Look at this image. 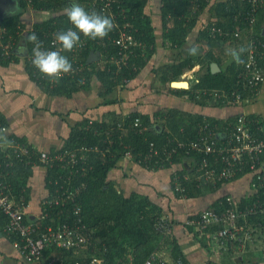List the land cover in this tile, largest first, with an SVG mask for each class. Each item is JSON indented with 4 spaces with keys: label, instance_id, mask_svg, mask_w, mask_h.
<instances>
[{
    "label": "trees",
    "instance_id": "obj_1",
    "mask_svg": "<svg viewBox=\"0 0 264 264\" xmlns=\"http://www.w3.org/2000/svg\"><path fill=\"white\" fill-rule=\"evenodd\" d=\"M78 1L82 6L84 0ZM147 1H118L126 9L125 14H118L120 24L125 21L129 22L131 32L141 40V44L134 47L127 62L120 68L106 60L118 52V46L112 40L118 35V28L114 27L109 35L103 39L92 40L88 38L86 45L80 52L81 61L84 63V69L81 72L64 75L52 85L48 78L36 76L34 74L35 67L26 61L32 78L51 93L71 95L80 88H88L92 78L96 76L101 83L99 93L106 101H114L111 96L113 89L117 85L125 84L136 77L157 49V35L153 19L145 10ZM212 1L161 0L165 42L169 50H177V58L162 63L156 68V72L162 84L167 85L168 83L172 91L178 94H187L198 103L232 104L235 103L233 98H227L223 92H231L238 87L239 75L244 68L250 38L256 36L264 40V34L260 28V23L264 19V5L260 6L256 12V22L250 29L235 19L244 14L248 7L246 3L240 0H218L213 3L216 14L214 8H212L214 10L212 13L215 18L203 24L198 36L200 40L205 41L206 50L204 54L197 57L190 54L188 48L185 49V52L183 45L188 42V36L197 25L203 10ZM11 2L15 3H13V9L6 12L0 19V25L6 28L7 35L13 34L17 42L23 38L28 44L27 36L32 32L41 36L52 29L65 30L71 24L63 10L71 6L73 0H33L35 9L41 12L34 18L32 30L18 34V30L26 25V21L30 20L31 16L29 15V18L25 16L27 11L25 0H11ZM213 24L229 31L241 30V34L235 36L233 32L229 34L213 32L210 28ZM16 47L15 44L13 53L6 57L0 44L1 64L7 65L12 60L18 59ZM217 47L221 52L225 51L224 58L215 52ZM240 47L246 48L247 51L242 54L243 63H236L228 55V50L239 49ZM95 50L101 52L102 59L98 62L88 63L87 59L90 52ZM178 53L184 55L179 57ZM62 55L70 58V52L65 50H63ZM213 61H217L222 66L220 71L212 72L211 63ZM261 62L264 65V58ZM225 63L226 65H224ZM196 64H200V71L193 77L188 88L171 86L172 80L180 79L187 69L193 68ZM216 91L221 95L216 94ZM240 91L244 98H250L258 90L251 91L240 86ZM239 114L227 119H219L177 107H165L154 112L153 117L140 111L129 112L125 115L110 111L100 119H92L91 122V118L85 117L72 125L71 133L62 147L50 151V153H55L75 150L78 154H86L87 158L84 162L80 159L77 163L72 164L73 169L78 168L80 171L73 172L71 178L66 179L68 170L62 166L63 162H59L55 167L48 168L46 177L49 188L47 198H53L61 190H67L69 187L80 185V190L73 199L59 203H42V212L36 221L40 223L41 227L56 226L60 221L73 222L76 217L75 206H81L83 219L92 231L91 238L88 246L81 248L87 251L86 256H70L72 258L69 259L66 256L72 254L75 248L57 247L63 254L61 257H64L68 264L70 263L69 260L72 261L77 257L85 259L92 255L101 257L103 264H144L145 259L152 252L161 254V248L166 246L173 264H190L172 230L162 232L157 229L155 221L163 215V207L151 200L146 194L135 191L125 194L119 188L118 183L110 179L108 175L111 168L117 164L121 157L126 156L127 152H130V157L134 161L146 167L154 169L178 164L180 165L178 171L181 174L183 172L192 174L196 163L206 154L191 150L188 147H180L177 145L178 141H189L195 138L198 134L199 124L205 120L210 121L211 126L220 132L224 131L237 120ZM244 114L254 132L258 136H264V127H259L260 124L264 126V117L254 113ZM136 117H140L142 125H148V128L143 129L142 126L135 125ZM0 121L7 124L2 114H0ZM174 146H177L178 149L173 152L170 161L166 151ZM151 148L155 149L156 152L153 151L149 157ZM207 157L209 162L214 163L215 166H222L219 155L207 154ZM245 158L250 159L249 156H245ZM249 163V161L242 163L241 169L226 181L234 180L250 172ZM82 166L85 167L84 173H81ZM32 170V164H24V162L16 159L14 164L7 168V174L5 173L7 180L11 183L12 193L15 197L18 198L19 195L23 194L27 202L30 199L31 189L28 184V177ZM183 182L187 185V189L180 193L188 196L215 190L222 184L207 183L198 186L194 180L183 179ZM257 197L264 198L262 188L257 189L255 199ZM222 200L224 204L227 203V196H223L221 202ZM218 202L220 204V201ZM218 202L209 207L222 208L223 206H219ZM244 203L246 201H242L241 205ZM0 215L7 222V215L4 212H0ZM251 216L261 222L262 227L264 226V212H258ZM169 220L172 223V219L169 218ZM13 237L16 238L17 235L14 234Z\"/></svg>",
    "mask_w": 264,
    "mask_h": 264
},
{
    "label": "crops",
    "instance_id": "obj_2",
    "mask_svg": "<svg viewBox=\"0 0 264 264\" xmlns=\"http://www.w3.org/2000/svg\"><path fill=\"white\" fill-rule=\"evenodd\" d=\"M216 1L218 0H213L203 10L197 25L188 36V42L183 45L184 51L186 48L189 51L191 48H196L195 56L199 57L204 54L206 43L198 36L203 24L215 18L212 11L215 10L216 14V9L213 7ZM12 6H14L13 2L10 1L6 11H9ZM145 10L153 19L157 35V49L136 77L113 89L111 96L114 101L111 102L106 101L99 93L101 83L96 76L92 78L88 88H80L71 95L56 94L45 90L43 85L32 78L29 73L26 64L27 43L23 38L19 39L18 59L12 60L7 65L0 63V114L7 121V138L25 141L38 151L59 149L65 144L73 124L85 117L100 119L110 111L121 115L140 111L153 117L154 112L161 108L177 107L219 119H227L238 113H254L264 117V81L257 93L245 102L223 105L198 103L187 94L175 93L168 83L167 85L162 84L156 68L166 61L176 59L177 50H169L165 42L161 0H148ZM26 17L29 18V14ZM260 28L264 34V19L260 23ZM215 52L220 57H225V51L221 52L219 47L215 49ZM182 55L184 54L178 53L179 57ZM101 59L100 57L97 62ZM199 71L200 64H196L181 75L179 80L187 81L186 86H175L172 84L173 80L170 84L177 88H188ZM179 167L180 165L175 164L153 169L134 161L129 156H123L111 168L108 177L115 180L125 194L133 191L146 194L163 207V215L172 219L173 235L190 264H264V226L262 227L261 222L253 219L252 213L241 217L239 221L248 223L255 231L253 241L248 242L249 245L244 250L233 247L228 249L229 251H219L210 239L211 229L203 235L192 225L186 223L189 216L215 202L220 201L219 206H223V200L221 202L223 196H233L236 205L240 208L252 204L257 195V189L252 182V173L247 172L239 178L223 182L215 190L188 196L182 195L175 189L172 173L173 169L178 170ZM47 171L44 165L36 164L33 165L32 173L28 177L31 189L25 210L30 220L36 221L40 217L43 199L49 196ZM242 201L246 203L241 205ZM6 223L0 215V264H45L50 256H63L60 249L51 246L46 249L42 259L26 261L14 246V237L6 230ZM161 250V254L172 263L167 246ZM76 255L86 256L87 251L75 249L66 257L71 259Z\"/></svg>",
    "mask_w": 264,
    "mask_h": 264
},
{
    "label": "built area",
    "instance_id": "obj_3",
    "mask_svg": "<svg viewBox=\"0 0 264 264\" xmlns=\"http://www.w3.org/2000/svg\"><path fill=\"white\" fill-rule=\"evenodd\" d=\"M25 1L27 3L26 15L29 14L31 19L28 20L29 22L26 21V25L18 30V34H24L32 30L34 18L41 12L35 9L33 0ZM73 1L78 4L80 3L78 0ZM118 1L120 0H84L82 6L89 13L97 12L110 17L114 21L115 27L118 28V35L113 37L112 40L118 46V52L106 60L120 68L127 62L128 56L133 52L134 47L141 44V40L131 32L129 22L125 21L123 24H120L118 14H125L126 9ZM240 1L246 3L248 7L244 14L237 16L235 19L240 21L245 27L252 29L256 22V12L260 6L264 5V0ZM69 28L76 30L70 24L64 31ZM210 28L213 32L217 33L229 34L233 32L235 36L241 34V30L229 31L215 24L210 26ZM58 32L60 31L52 29L41 36L36 34L42 42L43 50L59 51L62 54V47L58 42H55V36ZM80 37V43L70 52L69 61L73 65V72L64 75H73L84 69L80 52L86 45L88 38L84 37L82 33H80ZM0 44L6 57H9L13 53V46L18 44L15 36L13 34L7 35L6 28L2 25H0ZM32 48L33 45L28 43L26 60L30 65L34 66L32 63ZM263 58L264 40L252 36L249 41L244 68L239 75V85L231 92L224 91L223 95L227 98H233L232 100L235 103H242L248 100L249 97L244 98L240 91V86L251 91L259 90L264 81V65L261 62ZM34 74L40 78H48L36 67ZM48 80L52 85L56 82V80L49 78ZM215 93L221 95L218 91ZM92 119H90V122L93 121ZM134 124L142 126L143 129L148 128V125H142L140 117H136ZM259 127L263 128L264 126L260 124ZM0 129L4 130V134L7 135L8 125L6 123L0 121ZM8 140L11 142L10 146L0 147V212H4L8 217L6 223L8 233L17 235L13 239L14 246L28 262L42 259L46 249L51 246L74 247L75 249L88 246L92 231L83 219L80 205L75 206L76 217L73 222L60 221L56 226L47 225L41 227L37 221L27 218L25 208L28 202L25 195L22 194L16 198L12 193L11 183L6 178L7 168L12 166L14 161L18 159L24 162V164L36 165L40 162L47 169L55 167L59 162H63L62 166L68 170L66 179H70L73 172L80 171L78 168L73 169L72 164L77 163L80 159H82L80 161L84 162L87 155L78 154L75 150L58 151L55 153H50V151L46 150L38 151L29 143L17 138L8 137ZM177 145L206 154L196 163L192 174L187 172L181 174L177 168L173 169V182L177 191L183 193L187 189V185L183 182V179L194 180L198 186L207 183L215 185L223 183L241 169L242 163L249 161L250 172L253 175V185L256 189L262 188L264 194V136H258L254 132L244 113H240L237 120L221 132L211 126L210 121L205 120L199 124L198 134L195 138L189 141L179 140ZM177 149V146H174L166 151L167 158L170 161L173 152H176ZM153 151L156 152L155 149L151 148L149 157H151ZM207 154L219 155L222 166L218 167L214 163L209 162ZM126 156L130 157V152H127ZM245 156H249L250 159L245 158ZM84 170L85 167L82 166L81 173H84ZM82 185L84 186V183ZM79 190L80 185L69 187L67 190L63 189L53 198L45 197L42 203H59L67 199H73ZM260 211L264 212V198L257 197L252 204L246 205L245 208H240L236 205L233 196L229 195L227 196V203L222 208L205 207L198 213L189 216L186 219V223L192 225L203 235L211 229L210 239L219 251L228 250L233 247L244 250L247 243L253 241L255 231L248 223L239 222L240 218ZM155 222L157 229L162 232L172 230V223L168 216L161 215ZM45 264L68 263L64 257L50 256L47 258ZM69 264H103V260L97 255H92L85 259L77 257ZM144 264L172 263L162 254L154 251L145 259Z\"/></svg>",
    "mask_w": 264,
    "mask_h": 264
},
{
    "label": "clouds",
    "instance_id": "obj_4",
    "mask_svg": "<svg viewBox=\"0 0 264 264\" xmlns=\"http://www.w3.org/2000/svg\"><path fill=\"white\" fill-rule=\"evenodd\" d=\"M63 11L76 29L69 28L66 31L61 30L56 33L55 42H58L62 49L67 52H71L80 43V33L92 40H96L97 38L103 39L115 27L114 21L110 17L97 12L89 13L84 7L75 2ZM27 42L33 45V65L49 79L58 81L62 75L73 72V65L69 59L59 51L43 50L42 42L35 33L27 36ZM246 51L247 49L244 47L230 49L228 50V55L236 63H243L241 57ZM196 53V48L190 49V54L195 55ZM10 144L11 142L8 140L7 135L4 134V130L0 129V147H7Z\"/></svg>",
    "mask_w": 264,
    "mask_h": 264
},
{
    "label": "water",
    "instance_id": "obj_5",
    "mask_svg": "<svg viewBox=\"0 0 264 264\" xmlns=\"http://www.w3.org/2000/svg\"><path fill=\"white\" fill-rule=\"evenodd\" d=\"M10 1L11 0H0V19L3 18V16L5 15L6 12H10V10L13 9V7H12L9 11H6L7 5H9ZM100 57H101V52L99 50H95V51L90 52L87 61H88V63H91L93 61L99 60ZM220 69H221V66L217 61H213L211 63L212 72H218V71H220ZM180 82H186V84L185 85L179 84ZM172 84L175 86H178V87H182V86H186L188 84V82L185 80H179L178 79V80H173Z\"/></svg>",
    "mask_w": 264,
    "mask_h": 264
},
{
    "label": "bare ground",
    "instance_id": "obj_6",
    "mask_svg": "<svg viewBox=\"0 0 264 264\" xmlns=\"http://www.w3.org/2000/svg\"><path fill=\"white\" fill-rule=\"evenodd\" d=\"M179 84H183V85H185V84H186V82H180Z\"/></svg>",
    "mask_w": 264,
    "mask_h": 264
},
{
    "label": "rangeland",
    "instance_id": "obj_7",
    "mask_svg": "<svg viewBox=\"0 0 264 264\" xmlns=\"http://www.w3.org/2000/svg\"><path fill=\"white\" fill-rule=\"evenodd\" d=\"M14 3V2H13ZM29 22V21H28ZM167 256V254H165ZM168 257V256H167Z\"/></svg>",
    "mask_w": 264,
    "mask_h": 264
}]
</instances>
